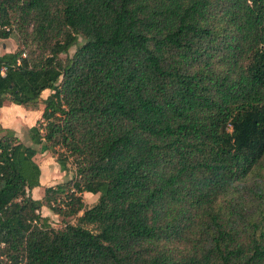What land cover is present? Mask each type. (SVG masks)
Listing matches in <instances>:
<instances>
[{
  "label": "trees",
  "instance_id": "16d2710c",
  "mask_svg": "<svg viewBox=\"0 0 264 264\" xmlns=\"http://www.w3.org/2000/svg\"><path fill=\"white\" fill-rule=\"evenodd\" d=\"M11 34L0 107H43L0 126V264H264V0H0Z\"/></svg>",
  "mask_w": 264,
  "mask_h": 264
},
{
  "label": "rangeland",
  "instance_id": "374dc122",
  "mask_svg": "<svg viewBox=\"0 0 264 264\" xmlns=\"http://www.w3.org/2000/svg\"><path fill=\"white\" fill-rule=\"evenodd\" d=\"M16 43L17 41L14 34H11L6 39H0V53H2L3 51L14 50L16 47ZM72 51L73 48L68 51V55H70ZM48 93L49 91L45 90L41 93L40 97L45 98ZM41 101H38L35 109L25 108L21 105L4 102L3 106L6 107H0V126L12 129L15 136L21 142L29 145L30 141L27 136V129L31 125H33L36 120L39 119L40 112L43 107ZM7 105L11 108H8ZM7 120H9V122ZM59 151H61L59 148H55L52 152L45 151L43 153H38L33 157L34 161L40 168V177L42 181L46 179L47 180L44 182L45 184L41 182L37 187L33 188L30 191L31 197L40 198L44 185H53L60 181L67 180L72 176L73 166L71 164L70 158H68L67 160L66 171L59 170V166L55 160L56 152ZM96 198V195L82 193V199L86 207L91 206L96 201ZM40 213L41 215L48 217L50 225L54 228L60 227L64 221L70 223L74 221L73 217L61 219L59 216L53 214L50 210H48L45 206L40 208Z\"/></svg>",
  "mask_w": 264,
  "mask_h": 264
},
{
  "label": "crops",
  "instance_id": "0c3cea01",
  "mask_svg": "<svg viewBox=\"0 0 264 264\" xmlns=\"http://www.w3.org/2000/svg\"><path fill=\"white\" fill-rule=\"evenodd\" d=\"M8 51H12V50H8ZM12 106V105H11ZM2 107H6V106H2ZM1 107V108H2ZM7 107H8V105H7ZM8 108H11V107H8ZM8 122H9V120H7ZM47 180V179H46ZM46 180H44V181H42V179H41V177L39 176V184L42 182V183H44ZM60 182H62V181H60ZM45 184V183H44ZM46 185H44V187H45Z\"/></svg>",
  "mask_w": 264,
  "mask_h": 264
}]
</instances>
